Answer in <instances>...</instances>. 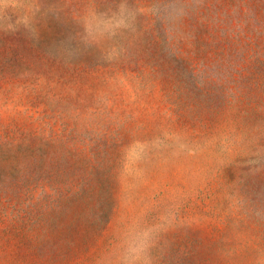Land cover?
<instances>
[{"label": "rangeland", "instance_id": "1", "mask_svg": "<svg viewBox=\"0 0 264 264\" xmlns=\"http://www.w3.org/2000/svg\"><path fill=\"white\" fill-rule=\"evenodd\" d=\"M0 264H264V0H0Z\"/></svg>", "mask_w": 264, "mask_h": 264}]
</instances>
